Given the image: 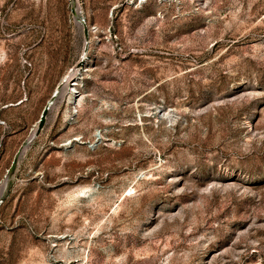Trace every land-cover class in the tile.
<instances>
[{
  "label": "rangeland",
  "instance_id": "1",
  "mask_svg": "<svg viewBox=\"0 0 264 264\" xmlns=\"http://www.w3.org/2000/svg\"><path fill=\"white\" fill-rule=\"evenodd\" d=\"M0 264H264V0H0Z\"/></svg>",
  "mask_w": 264,
  "mask_h": 264
},
{
  "label": "bare ground",
  "instance_id": "2",
  "mask_svg": "<svg viewBox=\"0 0 264 264\" xmlns=\"http://www.w3.org/2000/svg\"><path fill=\"white\" fill-rule=\"evenodd\" d=\"M78 22V21H77ZM78 23H80L81 24V26L83 27V25H82V23L81 22H78ZM82 60H83V63L80 65V64H76V66L75 67H73L72 69H71V71H69V73H67L65 76H64V78H63V80L65 81V83H63V85L62 84H60L59 86H57L56 88H55V90L53 91V93L58 89V88H60L61 87V85H62V91L64 90V89H67L69 92H70V94H72V90H75V87H74V85H72V84H69L68 85V82L69 81H72V80H75V78H73L76 74H77V71L79 70V69H82L83 67H85L86 66V48H85V52L83 53V56H82ZM80 66H82V67H80ZM62 80V81H63ZM53 95V94H52ZM53 100V97L51 96V98L49 99V101H48V103L47 104H49L50 103V101H52ZM58 100V99H57ZM56 100V101H57ZM56 101H54L53 102V104L50 106V110L53 108V106H54V104L56 103ZM50 110H49V112H50ZM37 129H38V122H37V125H36V129H35V131H34V133H36L37 132ZM33 133V134H34ZM33 136V135H32ZM30 137H31V135H30Z\"/></svg>",
  "mask_w": 264,
  "mask_h": 264
},
{
  "label": "water",
  "instance_id": "3",
  "mask_svg": "<svg viewBox=\"0 0 264 264\" xmlns=\"http://www.w3.org/2000/svg\"><path fill=\"white\" fill-rule=\"evenodd\" d=\"M83 62V60L81 59L80 61H78L77 64H81ZM62 85L60 88H58L52 95L53 97V100L50 101L49 104L45 105L42 112H41V115L38 119V129H37V132L36 133H39L45 126V123H46V119H47V116H48V113H49V110H50V106L53 104L54 101H56L59 97H62Z\"/></svg>",
  "mask_w": 264,
  "mask_h": 264
}]
</instances>
